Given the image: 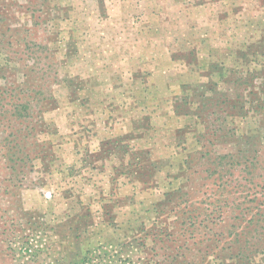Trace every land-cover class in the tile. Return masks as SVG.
Listing matches in <instances>:
<instances>
[{
    "label": "rangeland",
    "instance_id": "rangeland-1",
    "mask_svg": "<svg viewBox=\"0 0 264 264\" xmlns=\"http://www.w3.org/2000/svg\"><path fill=\"white\" fill-rule=\"evenodd\" d=\"M0 264H264V0H0Z\"/></svg>",
    "mask_w": 264,
    "mask_h": 264
},
{
    "label": "trees",
    "instance_id": "trees-1",
    "mask_svg": "<svg viewBox=\"0 0 264 264\" xmlns=\"http://www.w3.org/2000/svg\"><path fill=\"white\" fill-rule=\"evenodd\" d=\"M254 214H256V213H254ZM243 254V253H242Z\"/></svg>",
    "mask_w": 264,
    "mask_h": 264
}]
</instances>
